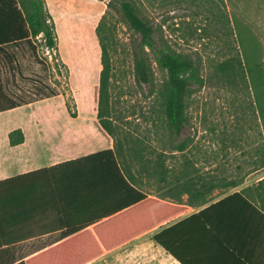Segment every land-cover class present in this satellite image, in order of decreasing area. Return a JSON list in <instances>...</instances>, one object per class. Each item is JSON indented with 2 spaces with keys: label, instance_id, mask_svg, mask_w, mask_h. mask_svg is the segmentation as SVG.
Listing matches in <instances>:
<instances>
[{
  "label": "trees",
  "instance_id": "16d2710c",
  "mask_svg": "<svg viewBox=\"0 0 264 264\" xmlns=\"http://www.w3.org/2000/svg\"><path fill=\"white\" fill-rule=\"evenodd\" d=\"M118 9L125 23L140 38L133 59L132 79L138 87L151 88L153 101L146 114H155L154 127H163L168 135L178 136L185 123L186 100L192 85H201L200 69L191 59L160 46L154 38L152 25L141 17L138 8L129 1H119ZM77 16L62 11L64 17L55 24L48 13L45 0H0V113L27 105L30 101L17 100L5 84L7 75L12 76L17 69V53L26 45L36 56L37 39H41L44 49L50 53L59 52L68 65L71 75L76 74L82 90H90L97 79L96 120L100 129L112 140V148L56 165L47 170L28 173L20 179L45 173L64 174L74 183L71 185L73 201L82 197L86 205L99 208L97 216L101 222L90 230H71L60 245L25 259L17 264H91L136 239L162 228L185 212L182 196L188 204L206 203L209 193L222 185L218 170L213 174L199 173L189 168V162L179 166L167 164L162 151H158L147 141L139 138L122 125L119 96L115 91L129 87L118 86L122 74L113 61L115 53V26L110 21L111 1L99 19L93 37L94 13L70 6ZM59 23L61 29H59ZM57 38V40H56ZM241 44V43H240ZM150 55L161 72V81L155 83ZM66 68L65 64L60 61ZM57 68L58 65L55 64ZM215 77L224 83L244 85L252 91L258 119L262 122L264 137V66L258 56L242 52L229 55L223 61L212 64ZM42 91V90H40ZM55 92L44 94L48 98ZM134 114V112H130ZM24 136L20 129L8 134L10 146L21 144ZM183 144L175 145L173 152L182 153ZM252 156V172L264 171V145L256 148ZM251 157V156H250ZM240 171L241 167L236 166ZM239 176V178L237 177ZM248 174L237 173L229 186L244 182ZM14 182V179L10 182ZM9 182V181H7ZM76 184V186H75ZM28 181L23 191L31 190ZM78 185V186H77ZM264 198V179L258 183ZM245 190L234 193L224 200L194 214L183 224L195 218H205L214 206L229 200H241L249 208L253 206L245 198ZM258 217L264 222V214L258 210ZM177 225L163 228L152 235V242L179 264H185L174 251ZM10 264V263H9Z\"/></svg>",
  "mask_w": 264,
  "mask_h": 264
},
{
  "label": "rangeland",
  "instance_id": "374dc122",
  "mask_svg": "<svg viewBox=\"0 0 264 264\" xmlns=\"http://www.w3.org/2000/svg\"><path fill=\"white\" fill-rule=\"evenodd\" d=\"M110 1L114 6L109 18L115 26L113 61L123 75L118 86H128L131 92L115 91L122 125L164 152L169 165L179 166L188 161L189 168L199 173L211 175L218 170L227 176H253L251 159L255 149L264 145V137L259 134L263 126L252 105V91L244 85L234 86L217 79L212 64L246 52L258 56L264 66V0H45V5L55 24L56 37L55 22L64 17L60 15L62 11L77 16L70 7L75 6L94 13L93 37L99 59L94 30ZM119 1H129L138 8L141 17L155 30L154 38L160 46L191 59L200 69L203 83L191 86L185 123L178 136L168 135L160 123V127H154L155 114H146L153 101L151 88L138 87L132 79L140 38L125 23L118 9ZM59 29L62 30L60 23ZM35 42L37 55L24 45L17 53V69L5 78L13 97L30 101L11 114H16L18 121L29 119L28 124L35 129H46L52 121L64 123L71 144H89L101 132L96 121L100 66L94 86L82 90L76 74L71 75L60 55L59 41L56 57L44 49L41 39ZM150 59L155 83H159L162 74L152 55ZM52 92L56 95L42 97ZM48 114H57L58 118L52 119ZM179 143L184 146L183 152H173ZM236 166L241 170L237 171ZM258 175H264V171ZM152 235L146 234L115 250L99 264H176L152 242Z\"/></svg>",
  "mask_w": 264,
  "mask_h": 264
},
{
  "label": "crops",
  "instance_id": "0c3cea01",
  "mask_svg": "<svg viewBox=\"0 0 264 264\" xmlns=\"http://www.w3.org/2000/svg\"><path fill=\"white\" fill-rule=\"evenodd\" d=\"M20 108L0 113V264H17L60 245L66 240V232L90 230L101 222L97 218L101 210L86 205L82 197L77 196L71 204L74 180L64 171L54 176L41 173L20 177L112 148V140L101 129L89 144H71L64 123L52 121L46 129H35L28 124L29 119L18 121L17 115L11 114ZM48 115L58 118L57 114ZM16 129L21 130L24 141L10 146L8 134ZM220 177L222 185L209 193L206 203L188 204L183 195L185 212L150 234L177 225L173 247L185 264H264V222L258 217V210L264 214V198L258 189L264 175L255 171L234 187L228 182L235 177ZM12 179L14 182H10ZM28 181L31 190L25 192L23 186ZM243 189L254 210L241 200H229L212 207L205 218L183 224L194 214ZM104 257L91 264H99Z\"/></svg>",
  "mask_w": 264,
  "mask_h": 264
}]
</instances>
